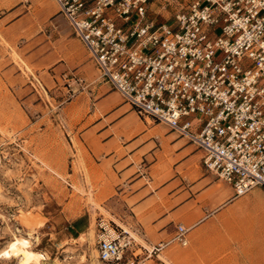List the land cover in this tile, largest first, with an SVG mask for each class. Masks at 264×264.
I'll use <instances>...</instances> for the list:
<instances>
[{
  "label": "rangeland",
  "instance_id": "374dc122",
  "mask_svg": "<svg viewBox=\"0 0 264 264\" xmlns=\"http://www.w3.org/2000/svg\"><path fill=\"white\" fill-rule=\"evenodd\" d=\"M58 11L54 0H0V264H101L100 221L150 244L118 180L130 160L116 161L157 124L106 84ZM177 258L169 248L146 264Z\"/></svg>",
  "mask_w": 264,
  "mask_h": 264
},
{
  "label": "built area",
  "instance_id": "2783aa9c",
  "mask_svg": "<svg viewBox=\"0 0 264 264\" xmlns=\"http://www.w3.org/2000/svg\"><path fill=\"white\" fill-rule=\"evenodd\" d=\"M101 78L141 117L203 152L235 196L264 190V0H54ZM100 221L101 264H146L188 228L142 247Z\"/></svg>",
  "mask_w": 264,
  "mask_h": 264
},
{
  "label": "crops",
  "instance_id": "0c3cea01",
  "mask_svg": "<svg viewBox=\"0 0 264 264\" xmlns=\"http://www.w3.org/2000/svg\"><path fill=\"white\" fill-rule=\"evenodd\" d=\"M156 124L124 147L127 158L116 161L117 167L130 160L118 180L130 190L132 219L149 247L168 242L181 225L189 229L186 246L172 243L161 251L178 250L174 264H264V190L235 196L203 168L202 150L170 129L163 134L166 127Z\"/></svg>",
  "mask_w": 264,
  "mask_h": 264
},
{
  "label": "bare ground",
  "instance_id": "6f19581e",
  "mask_svg": "<svg viewBox=\"0 0 264 264\" xmlns=\"http://www.w3.org/2000/svg\"><path fill=\"white\" fill-rule=\"evenodd\" d=\"M125 232L128 233L127 230H126ZM130 233H131V232H130ZM134 238H135V237H134ZM135 239H136V238H135ZM18 241H19L21 244L25 243V240H23V239H20V240H18ZM166 243H167V242H166ZM163 244H164V243H162V245H163ZM148 248L150 249V247H148ZM164 248H165V247H163V249H164ZM163 249H162V250H163ZM162 250H161V251H162ZM94 253H96V252H94ZM40 258L43 259V256H40Z\"/></svg>",
  "mask_w": 264,
  "mask_h": 264
}]
</instances>
